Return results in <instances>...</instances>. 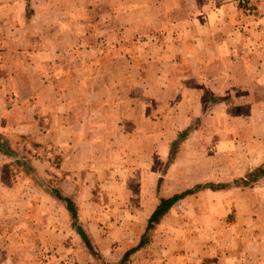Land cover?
<instances>
[{
	"label": "crops",
	"instance_id": "1",
	"mask_svg": "<svg viewBox=\"0 0 264 264\" xmlns=\"http://www.w3.org/2000/svg\"><path fill=\"white\" fill-rule=\"evenodd\" d=\"M125 1L55 0L32 24L34 0H23V20L10 13L14 25H0V264H18L10 241L32 237L18 226L59 202L54 189L78 208L89 253L101 243L130 255L124 264H264V0L248 11L235 0ZM175 195L151 225L203 239L197 253L185 246L186 260L175 247L164 257L155 244L118 246L80 212L125 207L120 235L142 243Z\"/></svg>",
	"mask_w": 264,
	"mask_h": 264
},
{
	"label": "rangeland",
	"instance_id": "2",
	"mask_svg": "<svg viewBox=\"0 0 264 264\" xmlns=\"http://www.w3.org/2000/svg\"><path fill=\"white\" fill-rule=\"evenodd\" d=\"M11 7L9 6H1L4 10H1L0 7V25H14V21H10V13L16 17V20L22 21L24 17L22 15H25L26 12H24L23 8V0H11ZM67 1V0H65ZM137 0H126L125 3L127 6L131 7L135 4ZM260 4L263 0H235L236 5H240L239 7L244 10H251L252 6ZM5 4H9V0L4 1ZM49 5L51 8L55 4V0H34L32 7L28 8L27 16H30L29 13H32L30 17L31 23L35 24L36 14L34 15V12H36L38 9L42 8L44 5ZM25 5V4H24ZM40 7V8H39ZM11 9V10H9ZM104 8L102 10L98 9V12L104 13ZM51 9H48V12L50 13ZM30 11V12H29ZM38 13V12H36ZM65 15L69 14V11L64 13ZM54 15V13L52 14ZM82 16L86 18L85 23H88V17H90L89 12H82ZM136 15L130 14L127 21L129 23L135 21ZM20 23V22H19ZM27 23V22H26ZM25 23V25H26ZM24 25V23H22ZM30 24V23H29ZM71 25V24H70ZM243 72V71H242ZM25 166V165H22ZM51 191V190H50ZM111 193L112 191H107ZM52 195L54 197L56 196L55 189L51 191ZM102 191L99 189H95L93 191V197H102ZM118 192H116L117 194ZM115 195V194H114ZM111 196V197H114ZM58 198V197H57ZM59 202L50 203L46 207H39L34 206L30 210V214L33 216L32 223H21L18 227L20 229H27L28 231L32 232V237H29L27 239H24L22 236H19L17 238L11 239V244H14L16 247H18L19 250H16V261L18 264H124L125 261L129 258L130 255L127 257L125 255L117 254V255H111L108 252L101 251L100 246L103 244L97 243L98 246L95 245V252L89 253L88 248L84 244V241L82 237L80 236V233L78 232V229L76 227L82 228V224L78 222L72 221L70 214L66 208V204L58 198ZM117 202H120L119 200H116ZM63 203V207H62ZM75 206V204H74ZM124 208L120 205L112 204L111 206L101 204V205H93V206H82L80 207V212L85 217H88L89 211L90 213L96 214L98 217L97 223V230L112 228V234H113V242H116L119 246V239L133 241L131 244H123L122 247H127V245H131L128 247H131L132 251L136 250V247L139 248L140 243H138L139 239L137 237V234H132V237L124 236L125 234H121V231H124L126 222L122 221L125 216ZM128 208V207H127ZM130 211L129 213L131 215L135 214V206L129 207ZM75 209H77L76 212H78V208L75 206ZM46 210V211H45ZM44 212L49 213L50 218L48 222L46 223V227L48 226L49 232L48 236L46 235V238L40 239L37 236V232L41 231L43 227H45V220L41 218V215L44 214ZM111 216L113 215L112 220L110 221L112 225L108 222H102L101 219H104L105 216ZM100 219V220H99ZM105 220V219H104ZM106 221V220H105ZM90 224L89 222H87ZM91 223V224H96ZM160 223V222H159ZM151 225L149 228L148 234H145L144 238H140V241H142L141 246L144 244L146 246L149 245H159L162 251H160V254H162L164 257H167L168 251L167 249H173L174 247L177 249L178 252L181 254H178L183 260H186V256L183 254L185 252L184 248L186 245H189V248L192 249V253H197V251L201 248V245L203 244V239L197 238V239H185L184 237H176L171 236L169 233L173 232L176 235V232L173 227L170 226L169 221L165 220L164 222ZM90 224V225H91ZM145 224V223H144ZM184 222L182 221L180 225L174 227L177 229L184 228ZM193 225L199 226L200 223L194 222ZM26 225V226H25ZM77 225V226H76ZM128 225L131 227L130 230L134 229L136 230L138 227L142 225V222H135L134 224L128 223ZM159 225V226H158ZM107 226V227H106ZM102 228V229H101ZM90 231V227L87 228ZM94 229V226H92V229ZM171 229V230H170ZM83 230V229H82ZM86 230V229H85ZM87 230V231H88ZM152 230H159L161 231V236L155 238V240L151 239L149 237V234ZM84 231V230H83ZM171 231V232H170ZM97 232V231H95ZM129 232V231H128ZM85 233V232H84ZM164 234V235H163ZM76 235L79 237L77 238ZM174 235V234H173ZM124 236V237H123ZM38 237V238H37ZM200 237V235H198ZM65 240V246L63 248H56L57 243L61 240ZM111 240V239H110ZM96 241L98 239L96 238ZM121 242V241H120ZM144 243V244H143ZM24 245L23 247L26 249H21L20 247ZM27 245V246H25ZM17 252H22L17 254ZM122 257H125L122 259Z\"/></svg>",
	"mask_w": 264,
	"mask_h": 264
},
{
	"label": "trees",
	"instance_id": "3",
	"mask_svg": "<svg viewBox=\"0 0 264 264\" xmlns=\"http://www.w3.org/2000/svg\"><path fill=\"white\" fill-rule=\"evenodd\" d=\"M55 194L56 196L61 199L62 201L65 202L66 204V208L70 214V217L72 219V221L74 222V224H76V220H77V212L74 206V203L67 197H63L58 190H55ZM178 195L172 196L171 198L168 199H161L160 204L157 206V208L155 209V211L153 212V214L150 216L149 220H148V227L154 223L157 222L159 217L162 216L169 208L170 206L178 199ZM77 226V225H76ZM78 229V232L80 233V236L82 237L84 243L90 247L88 239L85 235V233L83 232V230L78 226L76 227ZM141 244V243H140ZM125 256H127V253L125 254Z\"/></svg>",
	"mask_w": 264,
	"mask_h": 264
}]
</instances>
